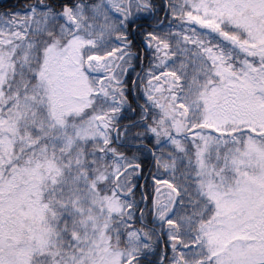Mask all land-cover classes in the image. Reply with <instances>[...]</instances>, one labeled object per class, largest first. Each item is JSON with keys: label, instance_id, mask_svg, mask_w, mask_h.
I'll return each mask as SVG.
<instances>
[{"label": "snow or ice", "instance_id": "1", "mask_svg": "<svg viewBox=\"0 0 264 264\" xmlns=\"http://www.w3.org/2000/svg\"><path fill=\"white\" fill-rule=\"evenodd\" d=\"M0 264H264V0L0 7Z\"/></svg>", "mask_w": 264, "mask_h": 264}, {"label": "trees", "instance_id": "2", "mask_svg": "<svg viewBox=\"0 0 264 264\" xmlns=\"http://www.w3.org/2000/svg\"><path fill=\"white\" fill-rule=\"evenodd\" d=\"M15 2L16 0H0V7H5Z\"/></svg>", "mask_w": 264, "mask_h": 264}]
</instances>
